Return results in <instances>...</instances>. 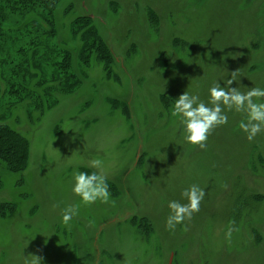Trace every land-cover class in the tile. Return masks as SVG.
<instances>
[{"label":"rangeland","instance_id":"1","mask_svg":"<svg viewBox=\"0 0 264 264\" xmlns=\"http://www.w3.org/2000/svg\"><path fill=\"white\" fill-rule=\"evenodd\" d=\"M78 18H91L106 42L110 74L93 57L87 66L75 57ZM52 21L49 46L73 53L79 83L55 92L56 103L0 98V123L29 143L22 171L0 162V264L29 255L41 264H264V132L249 142L238 128L244 115L225 110L228 123L201 150L171 115L185 91L207 103L234 71L232 87L264 89V0H57ZM19 47L5 45L12 63H2L3 75L20 65ZM30 81L42 97L32 87L39 78ZM94 159L101 169L89 166ZM93 171L111 196L85 206L73 175ZM194 184L206 192L200 211L168 230V203H186L181 193ZM70 205L79 210L65 225ZM232 221L239 231L226 239Z\"/></svg>","mask_w":264,"mask_h":264},{"label":"trees","instance_id":"2","mask_svg":"<svg viewBox=\"0 0 264 264\" xmlns=\"http://www.w3.org/2000/svg\"><path fill=\"white\" fill-rule=\"evenodd\" d=\"M57 0H0V55L6 56L0 59V79L4 84L0 86V98H12L13 103H21L32 99L39 103L45 98L48 103H56L54 93H70L79 83L74 73L72 60L74 55L67 49L49 46L52 38L56 36V28L52 21L53 11ZM37 14L41 22L32 20L28 15ZM13 17L18 18L14 20ZM13 30L7 26L13 21ZM71 32L78 37L80 46L75 57L81 66H87L93 57L102 62L104 70L110 74L113 57L106 42L94 26L91 18H78L71 25ZM19 41L25 47L17 48V54L21 56L20 65L7 68L8 75L2 74V65L11 64L8 60L12 49L6 51L5 45L13 48ZM29 53L28 56L26 54ZM5 62V63H4ZM3 63V64H2ZM37 70L34 74L39 78L34 86L31 85L35 78L28 70ZM32 87L42 90L43 96L39 98L30 91L25 82ZM51 83L50 87L47 84ZM15 98V99H14ZM29 143L26 138L12 130L4 123H0V162L10 172L22 171L26 165ZM4 207L0 206V212Z\"/></svg>","mask_w":264,"mask_h":264},{"label":"clouds","instance_id":"3","mask_svg":"<svg viewBox=\"0 0 264 264\" xmlns=\"http://www.w3.org/2000/svg\"><path fill=\"white\" fill-rule=\"evenodd\" d=\"M237 71L231 73L222 87L220 83H214L209 89V99L207 103L200 100L197 95H190L185 91L174 102L171 111L173 117L178 118L182 128V135L185 143L193 148L199 147L203 150L208 137L212 132L228 123V112L242 113L244 118L240 120L238 128L246 134V139L251 142L255 137L264 132V89L259 87L250 88L246 93L241 92L238 87H232L236 80ZM103 162L94 159L89 162L93 169H101ZM74 184L72 192L80 198L85 206L95 204L97 201L109 203L111 193L107 184L106 176L93 171L76 172L73 175ZM225 187H227L225 185ZM187 201H171L168 203L170 213L166 220V228L175 230L177 225L190 221L195 213L200 211V205L206 192L197 185H191L181 193ZM113 203H115L113 201ZM79 205L68 206L63 209L62 222L67 225L74 216L78 214ZM235 221L230 222L227 231L224 233L226 239H230L234 231H239L234 227ZM31 260L25 259V264H41L42 257L29 255Z\"/></svg>","mask_w":264,"mask_h":264},{"label":"water","instance_id":"4","mask_svg":"<svg viewBox=\"0 0 264 264\" xmlns=\"http://www.w3.org/2000/svg\"><path fill=\"white\" fill-rule=\"evenodd\" d=\"M168 264H171V258H170V260H169Z\"/></svg>","mask_w":264,"mask_h":264}]
</instances>
